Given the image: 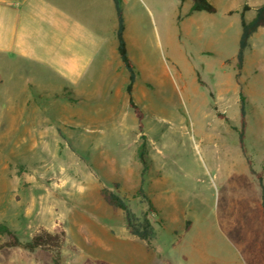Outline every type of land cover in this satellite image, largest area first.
<instances>
[{"label":"rangeland","instance_id":"rangeland-1","mask_svg":"<svg viewBox=\"0 0 264 264\" xmlns=\"http://www.w3.org/2000/svg\"><path fill=\"white\" fill-rule=\"evenodd\" d=\"M211 1L215 14L190 13L191 0H121L144 65L131 97L141 132L129 107L104 119L63 103L44 105L47 133L28 136L0 105V225L22 245L59 237L51 250L0 248V264H264V217L251 203L253 172L264 185V86L236 68L242 6L255 0ZM104 187L147 215L154 240L127 233Z\"/></svg>","mask_w":264,"mask_h":264},{"label":"crops","instance_id":"crops-1","mask_svg":"<svg viewBox=\"0 0 264 264\" xmlns=\"http://www.w3.org/2000/svg\"><path fill=\"white\" fill-rule=\"evenodd\" d=\"M263 3L248 1L244 18L251 20ZM229 8L226 14L233 11ZM116 14L113 0H0V105L8 106L7 118L23 120L30 136L47 133L41 126L44 105L71 104L76 108L71 114L80 117L82 103L104 119L129 107V72L119 58ZM126 30L136 73L144 65L130 54ZM134 46L140 50L137 42ZM244 55L241 71L264 86V27L248 39ZM49 130L53 137L58 133ZM258 183L251 203L264 217Z\"/></svg>","mask_w":264,"mask_h":264},{"label":"trees","instance_id":"trees-1","mask_svg":"<svg viewBox=\"0 0 264 264\" xmlns=\"http://www.w3.org/2000/svg\"><path fill=\"white\" fill-rule=\"evenodd\" d=\"M181 2H184L185 0H180ZM115 9H116V18H117V30H116V41H117V49L119 53V58L121 60L122 65L127 69L129 72L128 77V83L126 85V92L128 94V106L129 109L133 111L135 114L138 128L141 132L142 124L141 119L143 118L142 113L140 110L135 106L133 103L131 97L133 93V85L135 82V65L131 62L130 58L128 57V51L126 48V42L124 39L125 35V24H124V18H123V9L121 0H113ZM249 10V6L247 4H244L242 6L241 10V17H240V26H241V37L239 38L238 42V53L236 58V68L240 72L243 65V60L245 58V50L248 48V39L251 37L253 33H256L259 28L264 27V3L259 6L255 10V16L251 20H246L245 12ZM196 13V12H206L210 14L216 13V7L211 2V0H191L190 5V13ZM240 100L239 103L242 105L243 101L245 100V97L242 93H240ZM241 127L244 128V111L241 108ZM142 139H145V137L142 135ZM241 139L242 136H241ZM241 150L244 153V149L241 144ZM145 149L144 145L141 144L138 156L139 161L143 166V170L145 171ZM249 167L251 168L250 161L247 162ZM253 172V170H251ZM256 179L258 180V184L261 189V197H262V210L264 214V186H263V179L260 174H257L253 172ZM137 193L141 195L144 199H146V202L148 204V207L151 209H154L151 205L150 199L147 197L146 193L143 191L142 187L140 186ZM100 195L103 198V201L106 203L107 206L114 210H120L124 216V223L126 227L127 233L139 240L146 241V243H150L152 240L156 237V232L154 227L149 222V219L147 218V215L144 214L141 218L136 216L128 207L126 204V200L119 196L118 194L104 188H101ZM0 236L7 237L8 240L4 242L3 244L0 243V248H7V247H22L25 250L33 251L36 248H43V250H51L52 247H56L57 240H59V237L57 235H52L49 233H40L35 235L32 240L22 245V243L19 242L18 237L16 233L11 231L7 226L0 225Z\"/></svg>","mask_w":264,"mask_h":264}]
</instances>
